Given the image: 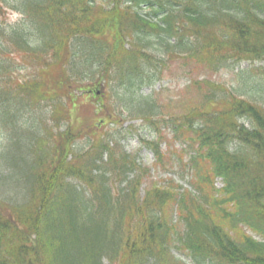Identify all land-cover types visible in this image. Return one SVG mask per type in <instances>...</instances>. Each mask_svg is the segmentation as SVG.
Wrapping results in <instances>:
<instances>
[{
  "label": "trees",
  "instance_id": "trees-1",
  "mask_svg": "<svg viewBox=\"0 0 264 264\" xmlns=\"http://www.w3.org/2000/svg\"><path fill=\"white\" fill-rule=\"evenodd\" d=\"M0 6L20 15L15 23L0 22V124L9 129L0 148V193L13 200L0 199V264H171L174 227L161 211L169 216L165 206L176 208V198L185 225L182 234L174 230L177 249L193 264H264V109L247 97L250 81L259 89L254 75L264 84V69L243 70L238 92L247 100L231 96L221 112L199 110L197 119L186 116L174 127L176 139L189 134L196 146L181 168L194 172L200 201L157 183L139 197L141 168L119 145L118 131L91 142L76 164L66 162L73 143L59 149L54 141L69 133L46 127L45 117L69 121L84 81L115 88L127 116L155 117L158 107L142 90L154 85L171 56L210 71L264 61V0H0ZM59 62L64 75L52 86L18 76ZM41 102L44 111L35 117ZM145 145L161 163L158 144ZM6 177L16 181L8 186ZM215 177L223 181L220 190ZM200 202L229 227L244 225L261 240L243 232L233 238Z\"/></svg>",
  "mask_w": 264,
  "mask_h": 264
},
{
  "label": "rangeland",
  "instance_id": "rangeland-1",
  "mask_svg": "<svg viewBox=\"0 0 264 264\" xmlns=\"http://www.w3.org/2000/svg\"><path fill=\"white\" fill-rule=\"evenodd\" d=\"M19 19L18 14L11 10H7L4 6H0V22L3 21L12 24ZM125 47H127V45H125ZM14 58H16V62L20 61L18 55H14ZM251 67L264 69V61H256L252 64L241 62L238 66L224 67L217 71H210L194 60L174 56L164 60V63L162 62L159 68V78L156 80L154 86L142 90L143 95L152 96L154 103L158 107V113L160 115L158 119L161 120L154 124L158 130L156 134H153L152 130L146 129L145 126H147L148 123L142 122L138 117L125 118V114L117 117L108 116V109L113 106L116 108L115 112L117 115L120 112L119 105H121V101H117L114 92L109 89H102V93H94V98L91 96L87 97L86 95L80 96L79 99L76 100V106L72 118L69 121L65 119L56 121L51 114L47 113L45 115L47 118L46 127L53 126L58 132L60 129H63L64 132L69 133L68 137L62 135L57 136L54 144L56 143L59 149L61 146L66 149L70 146V143H73L72 150L66 152L63 157L66 159V162H69V159H71L75 164L78 162V160L75 159L76 156L91 148L92 143L98 145L99 140L102 138L109 140L116 135L114 132L118 131L116 139L120 140L119 145L125 152L129 153L131 157H136L138 166L141 168L139 197L144 195V191L148 187L157 183L161 186L166 184L172 185L174 187L173 193H186V195H188V201L190 198H195L200 201L197 191L194 190L193 186L194 172L190 170L187 164L186 172H184L181 177L183 172L181 164L185 161L187 163L188 156L191 154L190 150H195L196 146L187 142L189 134H185L181 139H176V135L178 136L179 133L175 134L174 125H179L180 121L186 118V116L195 115V111L218 110L221 112L222 109H225L229 105L231 96L236 98L242 97V99L245 100L249 98L248 100L250 102L256 103L264 109V84L260 81L262 80L261 76L254 75L252 77V81L255 82L259 89L255 88L250 81L248 87L250 89L247 93L248 98L246 96L243 97L241 93L238 92L244 91L242 90L245 80L243 70ZM32 75L44 80L49 86H52L53 83L59 79V75H64V69L62 63L59 62L51 65L46 70L40 71L39 74L38 72H33V69L22 70L18 73L20 78ZM202 79L206 84H210V86L204 83L200 86L194 84L196 81ZM0 85L3 86L4 83H0ZM261 87L262 89H260ZM92 90L94 92H96V90L100 91V87L94 86ZM211 95H214L213 98L215 100L208 103L206 107L207 103H205V100ZM42 105H45V102H41V107L33 108L34 113H36L34 115L35 117L41 116L43 113L44 107L42 108ZM48 108L49 107H46V109ZM23 120L24 119H22V121ZM153 121H156V119ZM240 121L244 123L246 128H250L247 119L245 120V118H242ZM8 130L9 129L6 128L4 130L3 126L0 124V148L4 145L8 137ZM102 134H107V136H101ZM87 135H90V137H86ZM185 138L186 142H182L181 140ZM142 140L158 144V149L162 152L161 154H163L161 163L156 162V153L153 155L152 152L144 147ZM48 144L50 145L51 143L48 142ZM113 149H115V152L117 149L120 150L119 147H114ZM201 166H207V164L203 163ZM1 173L2 175L6 174L7 171L2 169ZM13 181H16V179L6 177L5 184L9 186ZM116 182L117 180H114V183ZM214 186L218 189L222 187V182L219 178L214 179ZM204 189L208 191V188ZM2 197L3 195L0 193L1 201H5L4 203L7 205L13 202L12 199L8 201ZM5 197L10 198V196L7 195ZM175 203L176 208L172 202L167 203L165 206L167 209H172L169 216L161 211V217L163 218L164 215L166 217V225L172 224L174 227L170 232L171 236L169 237V242L171 250L168 257L171 258V264H192L189 258H187V254H183L181 249H177L179 245L176 243L177 237L174 230L182 234L185 232V226L181 217L182 211L180 207H182V204L179 203L177 206V198L175 199ZM199 205L205 210V213L209 214L207 212V203L203 204L200 202ZM219 214L220 213L213 211L209 216L213 222L227 229L233 238H240L243 232L245 234H251L255 239L259 240V237L245 226H238L236 228L229 227L226 221H223L222 218L219 217ZM7 215L8 214L4 215V217L6 216L9 218ZM104 264H107V261L104 260Z\"/></svg>",
  "mask_w": 264,
  "mask_h": 264
}]
</instances>
